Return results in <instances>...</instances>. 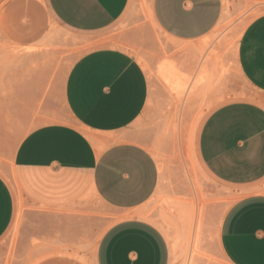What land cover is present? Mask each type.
<instances>
[{
  "label": "crops",
  "instance_id": "0c3cea01",
  "mask_svg": "<svg viewBox=\"0 0 264 264\" xmlns=\"http://www.w3.org/2000/svg\"><path fill=\"white\" fill-rule=\"evenodd\" d=\"M47 1L62 24L81 33L114 25L132 3ZM223 5V0H152L151 12L169 36L196 41L216 27ZM238 64L259 99L215 108L201 127L198 157L220 183L248 189L222 219L221 254L228 264H264V191L254 190L264 181V13L245 28ZM61 95L66 114L55 113L48 100L22 104L23 116L39 124L18 143L11 170L0 171V240L14 224L20 194L26 204L47 210L95 199L124 213L102 235L96 264H172L164 231L138 214L161 178L154 153L132 129L150 97L144 67L122 48L93 49L69 69Z\"/></svg>",
  "mask_w": 264,
  "mask_h": 264
},
{
  "label": "rangeland",
  "instance_id": "374dc122",
  "mask_svg": "<svg viewBox=\"0 0 264 264\" xmlns=\"http://www.w3.org/2000/svg\"><path fill=\"white\" fill-rule=\"evenodd\" d=\"M223 1L220 21L208 35L180 41L158 26L152 0H132L114 25L94 33L66 27L47 0H0V171L11 170L18 143L39 124L23 116L22 104L48 100L55 113L66 114L62 84L75 61L93 49L122 48L148 75V104L132 129L154 153L161 174L158 190L138 214L164 231L172 264H228L218 245L219 227L248 189L209 174L198 157V137L218 106L259 99L240 70L238 45L248 24L264 13V0ZM167 61L191 78L206 63L213 78L178 95L160 74ZM254 190L264 191V181ZM123 216L95 199L47 210L26 204L20 194L14 224L0 240V264H96L102 235Z\"/></svg>",
  "mask_w": 264,
  "mask_h": 264
},
{
  "label": "bare ground",
  "instance_id": "6f19581e",
  "mask_svg": "<svg viewBox=\"0 0 264 264\" xmlns=\"http://www.w3.org/2000/svg\"><path fill=\"white\" fill-rule=\"evenodd\" d=\"M205 65L206 63L202 64V67L200 66V70L198 68L199 71H196L197 73L193 78H191L190 76L181 72L174 62L167 61L161 66L160 74L175 93L178 95L187 96L192 91L197 90L199 87L205 84H208L211 80V76L213 78V74H211L212 69L209 67L210 65Z\"/></svg>",
  "mask_w": 264,
  "mask_h": 264
}]
</instances>
